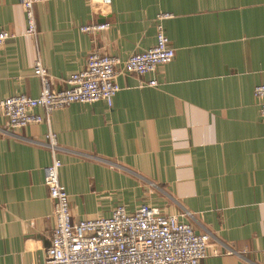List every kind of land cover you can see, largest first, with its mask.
Segmentation results:
<instances>
[{
  "label": "crops",
  "instance_id": "1",
  "mask_svg": "<svg viewBox=\"0 0 264 264\" xmlns=\"http://www.w3.org/2000/svg\"><path fill=\"white\" fill-rule=\"evenodd\" d=\"M160 12L172 14L162 20L172 59L118 74L111 107L73 102L49 124L13 129L0 111V264L45 259L48 128L72 221L145 203L209 233L199 264H264V119L253 92L264 83V0H41L35 37L18 0H0V31L11 35L0 45V101L39 94L37 58L61 89L93 49L124 60L153 46ZM102 20L106 29L79 30Z\"/></svg>",
  "mask_w": 264,
  "mask_h": 264
},
{
  "label": "built area",
  "instance_id": "2",
  "mask_svg": "<svg viewBox=\"0 0 264 264\" xmlns=\"http://www.w3.org/2000/svg\"><path fill=\"white\" fill-rule=\"evenodd\" d=\"M39 1L18 0L25 16V32L33 37L37 33L34 5ZM97 1L110 3V0ZM171 15L170 12L156 15L153 46L132 52L124 60L93 49L85 66L70 74L61 89L53 86L49 72L37 58L33 73L40 80L39 94L33 97L19 93L0 101V111L8 129L42 121L49 124L53 110L73 102L102 100L111 107L119 90L115 81L118 74L142 76L153 73L158 65L172 59L174 51L162 25V20ZM108 26L109 21L102 20L83 24L79 30L94 34ZM10 36L8 32L0 31V45ZM146 83L155 85L156 80L150 79ZM253 92L260 100L259 113L264 119V83L256 85ZM37 108L41 113L35 111ZM45 144L51 153V161L43 168V179L53 202L54 223L45 259L36 264H199L207 256L208 232H195L192 225L181 221L178 215L162 214L145 203L132 212L118 205L110 216L72 221L68 194L58 175L61 161L56 155L57 137L51 128L47 130Z\"/></svg>",
  "mask_w": 264,
  "mask_h": 264
}]
</instances>
